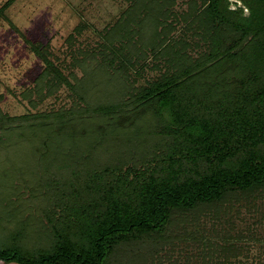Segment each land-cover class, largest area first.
<instances>
[{
    "label": "trees",
    "instance_id": "16d2710c",
    "mask_svg": "<svg viewBox=\"0 0 264 264\" xmlns=\"http://www.w3.org/2000/svg\"><path fill=\"white\" fill-rule=\"evenodd\" d=\"M237 1L128 0L95 48L67 37L82 77L25 37L43 69L23 98L72 102L0 110V264H148L263 215L264 0Z\"/></svg>",
    "mask_w": 264,
    "mask_h": 264
},
{
    "label": "rangeland",
    "instance_id": "374dc122",
    "mask_svg": "<svg viewBox=\"0 0 264 264\" xmlns=\"http://www.w3.org/2000/svg\"><path fill=\"white\" fill-rule=\"evenodd\" d=\"M7 1L0 0V6ZM176 1L177 9L181 11V0ZM230 2L231 9L240 6L237 0ZM128 5V0L13 1L5 12L7 19H0V110L9 116H20L70 107L72 101L67 87H62L55 96L39 103L34 95L32 100L37 103L35 108H32L28 99L23 98L22 94L32 89L43 69L42 62L25 43V37L46 45L52 60L64 75L67 76L73 70L77 77H82L80 70L70 68L67 37L76 26L85 24L86 29L78 36L72 51L78 47L95 48L101 41L99 33L112 25ZM244 12L247 11L244 9ZM251 212L242 211L233 220L234 224L227 227L229 230H219V235L228 232L231 237L229 248L228 242L222 243L221 240H212V250L200 243L173 241L174 247L164 246L148 264H264V212L263 215L261 211L257 214ZM203 224L201 229L209 231L210 223L204 221ZM202 235L213 238L212 234L207 235L206 232H202ZM130 258L124 264H129Z\"/></svg>",
    "mask_w": 264,
    "mask_h": 264
}]
</instances>
